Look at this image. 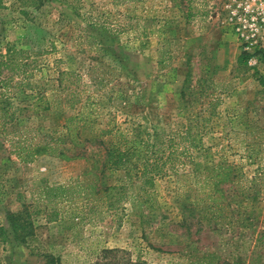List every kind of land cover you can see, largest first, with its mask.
<instances>
[{"label":"rangeland","instance_id":"1","mask_svg":"<svg viewBox=\"0 0 264 264\" xmlns=\"http://www.w3.org/2000/svg\"><path fill=\"white\" fill-rule=\"evenodd\" d=\"M224 3L136 0L112 6L105 0L110 22L120 29L102 42V51L93 52L90 40L77 36L80 21L56 1L42 0L36 8L23 6L20 11L16 0H1L0 54L6 44L26 50L42 69L33 79L50 74L52 59L58 57L60 69L82 74L79 87L84 95L96 90L92 85L96 76L111 75L115 88L122 87L123 96L96 94V106L105 112L101 120L106 112L117 122L132 115L143 126L168 131L179 117L178 91L187 71L191 83L205 76L223 91L215 107L217 116L201 137V148L191 152L184 170L154 178L149 206L137 200L125 202L113 214L99 201L92 203L93 213L79 199L61 202V213L54 220L30 215L31 233L23 242L12 239L5 215L20 209V200L36 198L42 184L64 185L81 178L84 164L46 155L20 163L0 130V227L6 232L0 235V264H38L43 254L57 256L59 264H87L97 259L101 248L124 249L138 264H192L201 252L214 254L217 264H264V86L258 81L260 76L264 84V22L253 46L245 49L227 21ZM255 48L260 52L253 53ZM242 50L251 53L246 63L237 61ZM93 63L96 67L87 72ZM46 96L49 110L20 115L16 127H37L38 132L58 128L61 105L52 92ZM245 142L252 152L250 161L243 158ZM217 160L235 163L243 177H253L255 200L226 210L219 220L182 224L176 196L179 185L193 179L185 170L190 163L202 168ZM109 184H126L130 193L137 185L126 180L121 168L103 173L99 185ZM185 252L191 257L182 256Z\"/></svg>","mask_w":264,"mask_h":264},{"label":"trees","instance_id":"2","mask_svg":"<svg viewBox=\"0 0 264 264\" xmlns=\"http://www.w3.org/2000/svg\"><path fill=\"white\" fill-rule=\"evenodd\" d=\"M16 1L23 11L21 7L36 8L42 0ZM54 1L80 21L77 36L88 38L93 52L102 51V42L120 29L118 23L114 26L110 22L111 14L104 8L105 0L96 4H86L84 0ZM127 1L136 0H108L112 6H120ZM259 50L255 48L253 53H259ZM43 51L47 52V48ZM250 55L242 50L237 61L246 63ZM58 62L60 58H53L51 73L40 74L33 79L35 72L42 69L37 59L26 50L6 44L3 54H0V130L4 132L16 159L20 163H29L35 156L46 155L62 161L81 160L84 164L81 178L64 185L42 184L38 186L36 198L25 203L20 200V195L17 197L20 209L5 215L9 233L17 242H23L24 237L31 233L30 215L42 214L46 220H54L61 213L58 207L61 202L71 203L73 199H79L82 207L93 213L92 203L99 201L113 214L125 202L137 200L149 206L154 178L168 171L177 174L178 170H184L182 167L186 160L191 162V152L201 148V137L211 127L212 117L217 116L215 107L223 91L218 82L205 76L191 83L187 71L178 91L176 107L179 117L168 131L158 125L143 126L132 115L117 122L113 114L106 112L104 120H101L105 112L96 106V94L123 96L122 87L115 88L111 75L107 79L96 76L92 85L97 91L84 95L79 87L82 74L60 69ZM95 65H89L86 71L90 72ZM258 81L264 86L260 76ZM8 87L12 88L11 92ZM47 92H52L61 105L58 111L62 118L56 124L58 128L38 132L37 127H16L20 115L37 116L49 110ZM64 109L70 113L66 114ZM246 143L243 158L250 161L252 152ZM191 164L185 172L188 170L193 179L188 180V184L181 183L176 196V204L183 215L182 224L219 220L224 218L226 210L236 209L243 201L255 200L258 191L251 190L253 177L249 180L243 177L237 164L224 160L202 168ZM119 168L128 182L133 180L137 184L133 193L127 191L126 184L99 185L106 170ZM73 209L80 213L77 207ZM115 221L117 226L119 220ZM0 235H6L2 227ZM128 255L121 248H101L97 259L87 264H138L136 257L132 259ZM182 256L191 257V253L185 252ZM195 258L192 264H217V257L212 253L201 252ZM38 264H59V260L52 254H43Z\"/></svg>","mask_w":264,"mask_h":264},{"label":"built area","instance_id":"3","mask_svg":"<svg viewBox=\"0 0 264 264\" xmlns=\"http://www.w3.org/2000/svg\"><path fill=\"white\" fill-rule=\"evenodd\" d=\"M224 8L227 21L243 47H252L264 22V0H225Z\"/></svg>","mask_w":264,"mask_h":264}]
</instances>
